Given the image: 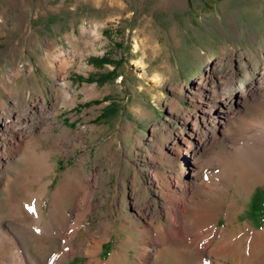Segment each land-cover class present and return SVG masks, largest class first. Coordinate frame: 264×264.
Instances as JSON below:
<instances>
[{
  "label": "rangeland",
  "instance_id": "rangeland-1",
  "mask_svg": "<svg viewBox=\"0 0 264 264\" xmlns=\"http://www.w3.org/2000/svg\"><path fill=\"white\" fill-rule=\"evenodd\" d=\"M263 70L264 0H0V141L4 147L5 139H20L46 158L50 169L30 191L46 188L48 212L57 188L68 185L71 202L86 214L67 248L78 250L98 230L109 237L101 254L107 259L124 243L140 245L134 227L143 213L150 208L154 223L164 219L169 190L185 181L182 171L191 174L190 133L202 129V87L242 105L241 116H230L232 124L202 150L204 161L225 154L243 124L264 132L263 93L237 103L241 92L260 85ZM234 191L236 185L227 203ZM4 196L0 191L2 229L46 264L60 240L45 250L18 237ZM236 197L235 231L243 238L248 229L263 231L264 182ZM179 202L184 207L187 199ZM74 211L71 224L81 213ZM226 223L223 214L218 226ZM87 259L77 251L67 264Z\"/></svg>",
  "mask_w": 264,
  "mask_h": 264
},
{
  "label": "bare ground",
  "instance_id": "bare-ground-1",
  "mask_svg": "<svg viewBox=\"0 0 264 264\" xmlns=\"http://www.w3.org/2000/svg\"><path fill=\"white\" fill-rule=\"evenodd\" d=\"M262 74L259 86L253 87V91L248 89L239 94V105L247 103L250 94H255L257 90L264 95V70ZM201 91L205 93L199 116L202 129L190 133L191 138L195 140V147H190L188 152L192 160L191 174L187 170L182 171L180 176L184 177L185 181L178 180L177 188L169 190L171 206H164V219L159 216L154 223L153 218L157 213L149 208L150 212L143 213V223L134 225L143 237L138 247L132 243H124L107 259H103V245L109 237L97 230L84 240L78 250L68 249L67 246L72 244L81 228L86 214L85 208L77 202H71L74 197L73 190L66 187L68 185H62L55 191L50 209L46 212L43 206L46 188L40 187L38 192H31L29 189L30 184H37L39 177L50 169L46 158L38 156L35 148L23 146L20 139L13 144L7 138L3 141L4 147L0 141V191L5 192L4 204L11 217L18 223L14 233L17 236L24 235L37 248L45 250L60 240L54 252L48 256L46 264H67L77 251L88 258L84 264H184L191 261L194 264H264V230H255L253 233L254 230L248 229L251 233L243 238L244 234L241 231L236 232L234 224L241 212L236 205V195L249 194L257 184L264 182V132L255 128L249 129L250 125L243 124L242 127L249 131L244 130L245 134L242 133L236 143L226 148L225 154L215 159V162L204 161L206 157H203L202 150L217 138L219 131L223 132L231 123L230 116L240 114L242 105L234 107L235 101L215 96V90L211 92L202 87ZM8 123L9 121L5 125L12 129L14 135H23L19 128H14L13 124ZM238 129L242 132L240 127ZM252 129L256 132L253 133ZM209 177H212L213 181L206 183ZM70 179L76 178H66L69 181ZM233 185L237 186L238 191H234L231 203H227L225 199L230 196ZM196 192L200 193L198 198L195 196ZM180 196L187 199L184 207L180 205ZM76 208H79L81 213L71 224L74 219L71 213ZM1 212L0 209V217L4 214ZM223 214L227 223L218 226ZM126 225L127 228L130 223L127 222ZM228 228H231L229 233ZM245 228L247 229V226ZM130 241L132 242L133 238H130ZM245 242L246 247H242ZM212 246L216 247L215 250L210 249ZM125 247L137 252L134 259L125 251ZM0 263L42 264V260H38L34 253L24 251L0 224Z\"/></svg>",
  "mask_w": 264,
  "mask_h": 264
}]
</instances>
